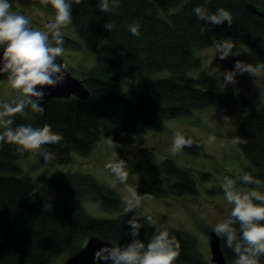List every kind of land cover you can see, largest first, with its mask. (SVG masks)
<instances>
[{
  "label": "trees",
  "instance_id": "16d2710c",
  "mask_svg": "<svg viewBox=\"0 0 264 264\" xmlns=\"http://www.w3.org/2000/svg\"><path fill=\"white\" fill-rule=\"evenodd\" d=\"M36 1L40 9L54 13L51 6L44 8ZM96 4L97 0L74 4L72 26L79 38L64 33L65 48H85L95 55L96 63L81 76L86 80L90 95L84 100L74 96L45 98L41 102L45 109L43 115L33 114L34 126L50 125L63 136L60 145L51 146L86 154L99 139L104 137L107 141L109 136L119 144L128 140L134 145L136 135L159 128L162 118L216 106L226 113L239 111L236 135L246 143L237 145L248 158L247 168L264 181V105L247 112L248 98L234 94L231 86H199L190 75L201 65L193 51L214 45L213 41L224 33L244 42L247 48L241 50L236 46L241 54L220 60V66H233L237 60L264 66V0H211V3L206 0H121L120 6L110 13L100 12ZM196 6L205 7L209 12L219 8L230 11L233 26H214L211 33L201 34L204 22L193 14ZM108 21L114 25L111 32L104 28ZM133 22L140 25L139 37L128 31V25ZM58 62L66 64L63 58ZM164 70L168 73H163ZM124 87L131 88L136 96H125L120 91ZM14 121L13 127L31 122L19 115ZM183 135L197 141L199 146L186 147L179 155H207L200 138ZM116 149L129 172L138 173L140 163L122 147ZM27 153L16 144L0 148V233L3 236L0 264H47L58 254L67 256L77 252L91 234L120 246L131 240L126 235L129 217L125 213L116 217H95L80 206V197L90 194L103 209L120 210L122 201L111 188L88 172L54 177L50 183L63 199L50 206L48 197L37 190L34 180L19 165V160ZM150 168L149 177L138 185V193L163 198L197 192L195 169L175 157L167 154L160 170L155 164H150ZM200 175L208 174L201 172ZM259 190L264 192V184ZM156 228L167 229L180 242V255L175 264L203 263L194 241L181 229L145 225L139 238L147 244ZM220 242L227 261L233 263L234 253L224 246L223 239Z\"/></svg>",
  "mask_w": 264,
  "mask_h": 264
},
{
  "label": "clouds",
  "instance_id": "9594fccd",
  "mask_svg": "<svg viewBox=\"0 0 264 264\" xmlns=\"http://www.w3.org/2000/svg\"><path fill=\"white\" fill-rule=\"evenodd\" d=\"M83 0H39L44 8L54 10L44 30L33 27L30 16L12 11L9 0H0V74L6 75L7 84L16 93L14 99L0 102V148L5 144H16L21 151H37L45 162L51 163L55 155L46 150L47 145H60L63 136L50 125L34 126L33 114L43 115L45 109L41 102L49 93L45 88H56L66 79L67 65L58 62L63 57L64 29L72 22V7ZM121 0H97V8L102 13H110L120 6ZM211 3V0H206ZM198 21L204 22L201 34L212 32L214 26H233L232 13L224 8L209 12L207 8L196 6L192 9ZM113 23L106 22L104 28L113 30ZM131 35H141L137 22L128 25ZM216 56L220 60L239 56L231 39L213 41ZM261 67H253L242 60L235 62L234 68L223 72L224 88L231 85L234 94H239L237 75L258 74ZM259 113V109H257ZM21 116L29 123L13 127L15 116ZM214 138L210 137L208 143ZM107 143L111 148L120 144L109 136ZM233 144L246 143L243 138L232 140ZM199 146L191 137L186 138L180 131L173 133L169 145L172 157L183 153L186 147ZM105 170L120 184L127 185L129 171L125 160L113 152L112 159L104 164ZM262 182L248 172L237 174L235 178L225 175L220 187L224 199L231 206L225 219L213 225V231L224 241V246L234 253L233 264H261L264 258V192L257 190ZM254 185L255 187H247ZM113 183V187H115ZM129 195L122 198L123 212L129 217L126 235L131 240L122 246H105L96 250L94 264H175L180 255V242L167 229L156 228L147 244L140 239L141 230L147 225L154 227L153 217L141 212L143 201L151 199L147 194L138 195L137 190L127 188Z\"/></svg>",
  "mask_w": 264,
  "mask_h": 264
},
{
  "label": "rangeland",
  "instance_id": "374dc122",
  "mask_svg": "<svg viewBox=\"0 0 264 264\" xmlns=\"http://www.w3.org/2000/svg\"><path fill=\"white\" fill-rule=\"evenodd\" d=\"M9 2L12 4V11L30 16L33 20V26L41 30H44V26L47 23L45 18L49 20L54 16V13L40 9L37 6L36 0H13ZM64 33L65 35L68 34L69 37L71 35L79 38L72 24L64 29ZM220 36L221 38L217 41L231 39L235 46L241 47V50L247 48L244 42L235 37L225 33ZM216 37L218 38V36ZM193 52L201 62L199 68L192 70L193 72L191 73L188 72L196 79V84L211 88L224 86L222 74L225 71L232 70L234 65L220 66V59L218 57L215 58L216 51L214 45L197 48ZM94 56L92 52H89L85 48H65L62 58L72 74L81 77L83 71H87L89 67H93L96 63ZM162 72L168 73L166 70ZM263 79L264 67H261L258 74L252 76L248 73L237 75L238 84L236 87L240 89L239 94H243L248 98V103L245 107L247 112L264 105ZM127 80L137 82L135 79L127 78ZM122 85L125 86L124 80L122 81ZM120 91L125 96H136L135 91L131 88H120ZM15 96L16 93L8 86L6 77L0 78V102L10 101ZM238 115L239 111L233 112V114L226 113L216 106L196 109L186 115L160 119L159 128L136 135L137 138L133 141L134 145L131 144V141H123L120 147L127 154L129 153L134 161L139 162L141 165L138 173L129 172L127 185L120 184L104 168V164L112 159L113 152H117L116 148L109 147L104 137L99 139L92 151L86 154L79 153L73 149L47 145L45 146L46 150L55 155V159L51 163L45 162L37 151H28L27 155L19 160V165L34 180L37 190L49 198L48 205L50 206L58 204V201L63 199V196H57V192L50 183L51 178L67 177L75 172H88L96 180L111 188L122 201L124 196L129 195L127 192L128 187L136 189L138 195H143L138 193V185L143 179L149 177L151 173L150 164H155L158 170L161 169L162 159L169 154L168 148L175 131L200 138L204 145V152L207 155L200 153L182 156L178 154L175 156V159L181 163L195 169L193 176L197 192L193 194L168 195L163 198L150 196L151 199L143 201L140 211L151 215L157 225L171 226L183 230L191 237L194 241L193 243L198 248L199 251L197 253L200 254L203 261L201 264H215L211 258L208 242V231L210 230L207 229H213V225L216 222L225 219L231 208L225 201L220 187L223 177L228 175L235 178L237 174L248 172L258 179L247 168L249 165L248 158L244 156L237 144L232 143V140L237 138L238 127L235 123ZM210 137L214 138L212 143H208ZM201 172H205L208 175L202 177L200 175ZM260 181L264 184L263 180ZM113 183H115V187H113ZM247 187L255 186L251 185ZM79 202L83 209L95 217H116L124 213L123 203H121L122 207L120 210L109 211L103 209L90 194L80 197ZM0 239H3L1 233ZM67 256L66 254H58L47 264H64V259ZM227 264L233 263L227 262Z\"/></svg>",
  "mask_w": 264,
  "mask_h": 264
},
{
  "label": "water",
  "instance_id": "95a60500",
  "mask_svg": "<svg viewBox=\"0 0 264 264\" xmlns=\"http://www.w3.org/2000/svg\"><path fill=\"white\" fill-rule=\"evenodd\" d=\"M2 52V49H0ZM4 75L0 74V78ZM45 91L49 93L45 98L52 97H78L83 100L90 95V90L86 85V80L78 77L67 68L66 79L62 85L56 88H45ZM86 241L79 250L73 254H70L64 259V264H94L93 256L97 249L105 246V244L111 246H120L119 244L112 242L108 239L102 238L96 234H91L86 237ZM222 238L218 237L213 230L209 231V246L211 250V258L217 264H227L225 254L222 249ZM104 264V262H101Z\"/></svg>",
  "mask_w": 264,
  "mask_h": 264
},
{
  "label": "flooded vegetation",
  "instance_id": "af4514ba",
  "mask_svg": "<svg viewBox=\"0 0 264 264\" xmlns=\"http://www.w3.org/2000/svg\"><path fill=\"white\" fill-rule=\"evenodd\" d=\"M45 21L48 22V19L45 18ZM211 230H213V229H210V231H211ZM208 233H209V231H208ZM210 251H211V250H210ZM211 256H212V254H211ZM226 260H227V259H226ZM213 262H214L215 264H217L215 261H213ZM227 262H228V261H227ZM227 262H226V263H227Z\"/></svg>",
  "mask_w": 264,
  "mask_h": 264
},
{
  "label": "bare ground",
  "instance_id": "6f19581e",
  "mask_svg": "<svg viewBox=\"0 0 264 264\" xmlns=\"http://www.w3.org/2000/svg\"><path fill=\"white\" fill-rule=\"evenodd\" d=\"M82 78V77H81ZM49 199V198H48ZM65 199V198H64ZM66 200V199H65Z\"/></svg>",
  "mask_w": 264,
  "mask_h": 264
}]
</instances>
